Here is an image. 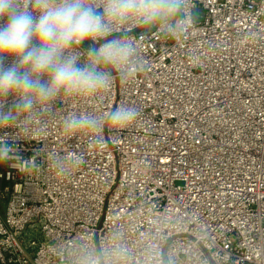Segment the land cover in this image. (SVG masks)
Returning <instances> with one entry per match:
<instances>
[{
    "label": "built area",
    "instance_id": "obj_1",
    "mask_svg": "<svg viewBox=\"0 0 264 264\" xmlns=\"http://www.w3.org/2000/svg\"><path fill=\"white\" fill-rule=\"evenodd\" d=\"M192 14L174 41L126 29L145 65L133 80L57 100L42 135L5 129L0 264H264V0H194ZM120 104L139 118L102 147L63 131ZM72 152L85 163L57 177L44 157Z\"/></svg>",
    "mask_w": 264,
    "mask_h": 264
},
{
    "label": "clouds",
    "instance_id": "obj_2",
    "mask_svg": "<svg viewBox=\"0 0 264 264\" xmlns=\"http://www.w3.org/2000/svg\"><path fill=\"white\" fill-rule=\"evenodd\" d=\"M192 8L194 0H0V21H6L0 26V164L16 157L15 138L46 131L44 118L57 100L94 98L115 79L131 81L145 70L138 40L131 38L135 28L126 29L136 26L174 41L193 20ZM139 115L120 104L103 115L72 113L62 127L102 147L111 139L106 127L123 130ZM9 128L17 129L15 138L5 132ZM40 157L35 150L21 170L38 171ZM44 159L60 178L85 163L78 152Z\"/></svg>",
    "mask_w": 264,
    "mask_h": 264
},
{
    "label": "rangeland",
    "instance_id": "obj_3",
    "mask_svg": "<svg viewBox=\"0 0 264 264\" xmlns=\"http://www.w3.org/2000/svg\"><path fill=\"white\" fill-rule=\"evenodd\" d=\"M194 16H195V17H198V19H199V18H202L201 11H195V12H194ZM28 233H29V231H28Z\"/></svg>",
    "mask_w": 264,
    "mask_h": 264
}]
</instances>
